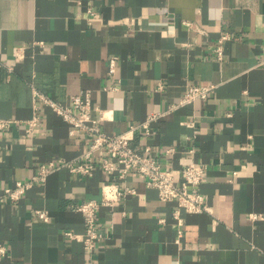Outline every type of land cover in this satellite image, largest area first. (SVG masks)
Here are the masks:
<instances>
[{
  "label": "crops",
  "instance_id": "crops-1",
  "mask_svg": "<svg viewBox=\"0 0 264 264\" xmlns=\"http://www.w3.org/2000/svg\"><path fill=\"white\" fill-rule=\"evenodd\" d=\"M222 32L232 37L218 58ZM263 55L264 0H0V116L16 119L0 128L1 186L31 180L51 160L76 163L92 142V132L71 134L44 106L27 132L32 84L61 101L90 89L103 130L134 127L133 147L178 171L203 163L210 207L182 209L181 225L177 202L132 169L119 183L137 192L101 206L107 235L90 251L65 231H85L78 204L101 199L102 185L117 178L102 166L88 175L61 163L16 202L0 201V264H264V218L251 217L264 215ZM212 82L207 98L170 109L189 84ZM151 111L162 114L147 131Z\"/></svg>",
  "mask_w": 264,
  "mask_h": 264
},
{
  "label": "built area",
  "instance_id": "built-area-1",
  "mask_svg": "<svg viewBox=\"0 0 264 264\" xmlns=\"http://www.w3.org/2000/svg\"><path fill=\"white\" fill-rule=\"evenodd\" d=\"M90 13H95L94 9L89 7ZM229 32H222L218 38V44L215 48L218 58H223L224 41L231 38ZM19 57H22V50L25 46L20 47ZM117 55L110 57L109 71L114 73L117 65ZM264 65V55L261 59ZM9 70L13 69L12 64L6 66ZM159 88L163 87L162 82L158 84ZM215 83H191L188 85L184 95L178 103L171 104L170 109L178 105L191 103L196 99H205L211 92L216 89ZM107 88V87H106ZM33 89V116L26 120V131L31 133L35 126L39 124L42 117L41 108L50 107L67 123L71 134L90 131L93 133L92 142L87 151L80 154L76 163L63 161L60 163L51 160L42 163L38 172L31 180H17L14 184L0 185V201L16 202L22 195L31 188L35 182L42 181L45 183L48 174L59 164L70 166L75 171H83L90 175L97 166H102L108 174H114L117 179L105 182L102 185V198H90L80 202L77 209L83 212L85 221V231L77 233L68 229L65 233L71 239H78L83 242L85 249L92 251L98 242L104 238L105 234L98 224L97 214L103 205H113L121 198L134 194L137 188L121 185L119 181H124L130 170L138 172L146 181V184L155 187L163 201L175 200L177 207L173 211V216L179 224L185 222L181 210L188 212L210 211L209 204L206 201L205 193L202 189L203 175L205 166L201 162L191 161L185 164L181 170L163 166L162 163L147 151L141 152L136 150L131 141L135 136V128L131 127L120 133H111L102 129L101 121L105 117L104 110L100 106H95L92 102V92L90 89H83L70 96L69 101L57 100L51 95L43 92L32 84ZM161 112L151 111L142 126L150 131L152 122L156 120ZM15 118L0 116V128L9 126ZM185 123L194 125L195 120H188ZM103 150L99 158L94 157L96 150ZM148 149V148H147ZM38 216L48 220L50 215L44 209H36ZM251 217L264 218L260 212H252ZM163 220L165 218H162ZM182 231V230H181ZM7 253V246L0 242V259ZM92 264V263H91Z\"/></svg>",
  "mask_w": 264,
  "mask_h": 264
}]
</instances>
